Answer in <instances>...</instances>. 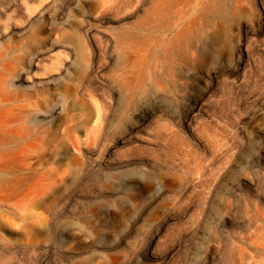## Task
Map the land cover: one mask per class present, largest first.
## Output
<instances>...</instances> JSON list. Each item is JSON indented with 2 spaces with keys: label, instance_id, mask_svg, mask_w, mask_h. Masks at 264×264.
<instances>
[{
  "label": "rangeland",
  "instance_id": "obj_1",
  "mask_svg": "<svg viewBox=\"0 0 264 264\" xmlns=\"http://www.w3.org/2000/svg\"><path fill=\"white\" fill-rule=\"evenodd\" d=\"M29 1L31 10L51 3L42 15L33 11L27 31L47 46L68 44L67 56L62 46L53 55L73 61L69 39L79 34L83 96L71 104V63L66 91L55 94L67 110L52 131L39 122L13 144L68 157L0 166L12 175L0 179V264L257 263L264 252L251 244L264 233V0H73L53 29L49 17L62 0ZM154 15L195 19L179 23L187 31L170 59L129 48L156 35L139 29ZM199 29L206 44L196 40ZM192 99L201 107L187 123ZM12 116L15 132L20 119Z\"/></svg>",
  "mask_w": 264,
  "mask_h": 264
},
{
  "label": "bare ground",
  "instance_id": "obj_2",
  "mask_svg": "<svg viewBox=\"0 0 264 264\" xmlns=\"http://www.w3.org/2000/svg\"><path fill=\"white\" fill-rule=\"evenodd\" d=\"M72 1L73 0H62L61 6L49 17L50 19L48 22L52 26V29L57 24L66 20V12ZM29 5V0H0V166L13 160L48 158L54 156L57 159H64L68 157L69 154L63 151L50 152L47 150L35 149L17 151L13 148V144L29 136L31 137V133L36 130L35 126H37L39 122L51 123V127L49 128H51L52 131V128L56 125V121L59 120L58 116L60 113L67 110L64 102L60 99H56L55 94L59 93L62 97L63 92L66 91L62 78L65 77V72H67L68 66L71 63L75 65L73 70H75L76 73V82L74 83L76 95L72 98L71 104L73 106L79 105L80 97L78 96L83 94V88L79 79V71L82 66V56L79 50V34L73 32V38L71 36V39H69L75 41L74 48L76 47L77 49L73 61L72 57L69 62L66 57L63 58V56L59 54L53 55L51 51L58 46H62L64 47V54L66 53L67 56L68 53H71L68 44L66 43L63 45L59 41H51L47 46L46 37H41L37 33L27 31V27L34 20V14H36L33 11L37 10L38 14L42 15V13L46 12L51 3L42 4V6L40 5L39 8L37 7L35 10H31ZM183 21L194 22L195 19L171 15L144 16L143 23L139 26V29L146 32L153 31L157 33L144 44L130 45L129 48L132 50L131 52L134 51L135 53L143 54L145 51L150 50L152 54L153 50L159 58L170 59V54H172V50H174L175 46L180 42L181 35L187 31V27L179 26V23ZM171 24L174 25L170 26ZM37 25L40 29L39 32H43L44 27L42 26V21ZM203 30L199 29V32L198 30L195 31L198 33V35H196V40L199 43L205 41ZM17 34L21 37L14 38V35ZM87 35H90V33H87ZM98 39L99 43L104 42V44H108L109 40L107 37H104V35L102 36L99 34ZM206 42H208V40L204 43L206 44ZM204 43L203 45H205ZM148 53L149 52H147V54ZM52 82H55V88L46 87L45 84ZM90 98L95 105L94 98L89 96V100ZM200 107L201 104L199 99H192V103L186 111L187 123L193 119ZM16 113L19 114L20 122L16 127L17 131L14 132L13 130H8V126L12 123V115ZM143 115L144 116L140 117L142 121L146 120L148 117L145 114ZM64 119H66V115ZM139 126L140 124L137 125V127ZM121 141L123 142V139ZM82 146V140L76 137L75 145H73L76 152L79 153ZM102 163L106 167H110L111 165V163L106 161ZM100 164L101 163L96 164L97 168H100ZM10 177H12V175H7L6 172L0 173V179L8 180ZM251 244L256 248L259 247L264 249V233L262 232L259 236H256L255 239L251 240ZM230 257L232 258V256ZM250 257L252 258L250 255L247 256L249 259ZM256 259H258L257 263H255L254 259L253 261H250L252 260L250 259V262H244V264H258L259 262H261L260 264H264V252L261 255L259 254ZM231 264L234 263L232 262Z\"/></svg>",
  "mask_w": 264,
  "mask_h": 264
}]
</instances>
